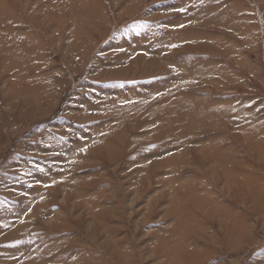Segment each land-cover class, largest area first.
<instances>
[{"label":"rangeland","instance_id":"374dc122","mask_svg":"<svg viewBox=\"0 0 264 264\" xmlns=\"http://www.w3.org/2000/svg\"><path fill=\"white\" fill-rule=\"evenodd\" d=\"M0 264H264V0H0Z\"/></svg>","mask_w":264,"mask_h":264},{"label":"bare ground","instance_id":"6f19581e","mask_svg":"<svg viewBox=\"0 0 264 264\" xmlns=\"http://www.w3.org/2000/svg\"><path fill=\"white\" fill-rule=\"evenodd\" d=\"M178 105V104H177ZM208 105L206 104H198L195 108H194V114L193 115H191V113H193L192 112V110H187V112L184 114L185 116L186 115H188L187 117L189 118L188 120H189V123L187 124V127H191L192 129H194V128H196L197 127V125H199V122H201V121H203V120H207L208 118H205V117H202L203 115H207L208 114V112H207V107ZM181 107H182V103H180L179 104V108H178V106L176 107V110H179V109H181ZM177 113V112H176ZM176 115H181V114H176ZM175 115V116H176ZM191 116V117H190ZM196 116H199V117H202L201 119H198ZM196 117V118H195ZM186 118V117H185ZM193 118V120H191ZM194 127V128H193ZM192 141V140H191ZM190 141V142H191ZM185 142H187V141H185ZM111 144L108 142H104V147H103V144L101 143V147H103V148H106V149H108L109 150V148H111ZM223 157H226V154H223ZM224 160V159H223ZM226 160V159H225ZM224 207H225V205H224ZM222 211H224L225 212V216L226 217H232V218H234L235 219V217H236V215H234V214H237L236 212L234 213L232 210H229L228 209V207H226L224 210H222Z\"/></svg>","mask_w":264,"mask_h":264},{"label":"snow or ice","instance_id":"6c2138e0","mask_svg":"<svg viewBox=\"0 0 264 264\" xmlns=\"http://www.w3.org/2000/svg\"><path fill=\"white\" fill-rule=\"evenodd\" d=\"M180 11H184L183 9H180ZM173 47H176V45H173Z\"/></svg>","mask_w":264,"mask_h":264}]
</instances>
